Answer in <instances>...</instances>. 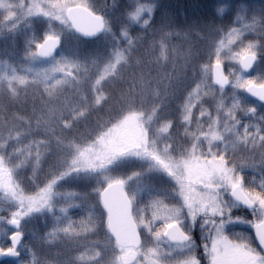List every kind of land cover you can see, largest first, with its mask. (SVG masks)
I'll return each instance as SVG.
<instances>
[{"label":"rangeland","instance_id":"obj_1","mask_svg":"<svg viewBox=\"0 0 264 264\" xmlns=\"http://www.w3.org/2000/svg\"><path fill=\"white\" fill-rule=\"evenodd\" d=\"M33 2L0 0V156L13 168V179L24 195H34L52 179H60L53 187L52 211L45 208L24 219L23 243L27 247L21 248V257L6 264H21V260L26 264H116L120 248L107 230L102 191L125 181L137 222L150 215L147 205L152 199L178 202L174 181L163 172L149 171L150 161L133 153L144 147L162 150L166 143L178 153L188 144L177 107L184 96L176 78L183 54L196 56L206 44L210 27L237 26L238 16L251 20L264 15V1L84 0L90 11L105 19L104 34L90 44L76 37L68 24L30 15ZM142 4L154 8L147 28L129 18ZM10 15L12 23L8 22ZM169 32L172 35L165 36ZM52 33L61 40L55 56L30 59L35 44ZM162 36L168 45L167 59L161 55ZM174 47L181 57L173 53ZM59 60L71 61L73 66L63 73H52ZM247 75L264 79V55ZM13 76L27 79L24 86L13 83L15 94L8 87ZM225 91L229 97L235 91L242 104L255 106L258 115H264V105L246 92L231 87ZM218 100V94L204 96L197 109L203 105L214 112ZM197 109H193L196 118ZM170 120L174 123L169 132H162ZM194 130L195 126L189 129ZM17 148L23 151L14 155ZM236 152L255 163V170H245L244 176L246 184L258 186L264 181L262 149L237 145ZM0 201L9 204L8 211L15 209V202L4 191H0ZM62 208H67V213ZM4 211L1 206L0 213ZM233 215L240 220L226 225V233L238 243L243 236L254 240L253 228L243 222L254 218L252 211L238 206ZM8 230L0 222V242L6 240ZM140 234L143 247H152V236L143 228ZM191 235L189 252L201 264H208L204 252L208 241L199 223ZM160 247L171 253L161 256L162 264H172L184 256L175 246L162 242Z\"/></svg>","mask_w":264,"mask_h":264},{"label":"snow or ice","instance_id":"obj_2","mask_svg":"<svg viewBox=\"0 0 264 264\" xmlns=\"http://www.w3.org/2000/svg\"><path fill=\"white\" fill-rule=\"evenodd\" d=\"M153 12L152 6L142 4L131 12L129 18L147 28ZM29 14L68 24L85 37L95 36L104 27L102 18L92 15L84 0H34ZM13 20L14 17L10 15L8 22L12 23ZM237 22V26L210 27L202 50L199 49L196 56L183 54L181 70L176 78L184 96L178 101L177 107L188 144L182 145L178 153H174L167 143L162 150L144 147L142 151L133 153L150 161L149 171L163 172L174 181L176 187L173 191L179 200L166 203L163 199H152L147 205L150 215L141 216L138 222L130 213L131 204L128 201L114 215L109 214V231L117 236V246L120 248L116 264H162L161 256L171 255L161 249L162 242L184 253L183 258L176 259L172 264H201L196 255L189 252L192 248L191 232L198 223L204 229L208 241L204 245V252L209 264H264V181L256 187L246 184L245 170H255V163L251 158L245 159L236 152L237 145L259 146L264 163V115H258L257 107L242 104L235 91L231 97L225 91L231 87L246 92L264 104V79L247 75L259 57L264 55V15L253 16L251 20L238 16ZM89 23H95L96 27L90 29ZM248 33H254L255 36L249 37ZM123 35L128 37L129 33ZM171 35L170 32L165 33V36ZM246 40L249 42L245 43ZM128 43L133 45L131 39ZM159 43L161 55L167 59L168 45L163 36ZM59 45V36L48 34L35 44L29 58L52 57ZM172 51L181 57L175 47ZM119 59L120 56H117ZM225 62H228L227 74ZM71 66V61L59 60L51 72L63 73ZM44 79L50 77L44 76ZM14 82L24 86L27 79L11 77L8 87L15 94ZM210 94L219 95L215 111H209L203 105L197 109V103ZM193 109H197L198 118ZM173 123L171 120L165 122L161 131L168 133ZM193 126L195 130L189 131ZM204 145H207L206 152L203 151ZM21 151L23 149L17 148L13 154ZM13 176V168L8 166L4 156H0V191L6 192L15 202L14 210L0 216V222L9 226L5 233L6 240L0 242V257L19 258L21 248L27 247L23 243L22 222L45 208L52 211L53 187L60 178L52 179L34 195H24ZM116 183L123 186L125 181ZM226 195L231 199H226ZM241 205L251 209L254 217L243 221L254 230L255 239L249 237L252 244L238 243L225 231L226 225L240 220L239 216L234 217L233 209ZM61 211L67 213L68 209L62 208ZM140 228L152 236V247H143ZM21 264L26 262L21 260Z\"/></svg>","mask_w":264,"mask_h":264},{"label":"water","instance_id":"obj_3","mask_svg":"<svg viewBox=\"0 0 264 264\" xmlns=\"http://www.w3.org/2000/svg\"><path fill=\"white\" fill-rule=\"evenodd\" d=\"M89 12L94 15V16H99L100 18H102L103 22H104V27L103 29H101V31H99L98 34H96L95 36L93 37H85L83 36L81 33L77 32L74 28H72L71 26V29L73 31V33L75 34V36H77L78 38H80L81 40H84V41H94V40H97L99 39L105 32V19L103 16L101 15H97L95 13H93L92 11L89 10ZM85 20L87 18H84ZM88 27L90 29H94L96 27V24L95 23H89L88 24ZM61 47V40H60V45L57 47V49L55 50L54 54L52 57H47V58H39V59H43V60H47V59H51L55 56V54L58 52V50L60 49ZM252 71V70H251ZM249 71V72H251ZM248 72V73H249ZM247 94V93H246ZM249 97H251L252 99L256 100L257 102L261 103L260 101H258L255 97H252L250 96L249 94H247ZM264 105V104H263ZM100 200H101V204L107 214V221H108V232H109V235L111 236V238L115 241V243L117 244V236L114 235L111 231H109V214L112 213L113 215L115 214L116 210L120 207H122L125 203V201H128L130 202L131 204V207H130V213L131 215L133 216V210H132V203H131V200L129 198V196L127 195L126 193V190H125V185L123 186H120L118 185L117 183H112L110 185H108L101 193V197H100ZM242 206V205H241ZM244 207V206H242ZM246 208V207H244ZM247 209V208H246ZM250 210V209H249ZM7 228H9L8 225H6ZM254 231V230H253ZM122 234H123V230H122ZM142 239V238H141ZM255 239V237H254ZM130 246V245H129ZM11 259H17V257H0V264L4 261H7V260H11Z\"/></svg>","mask_w":264,"mask_h":264},{"label":"trees","instance_id":"obj_4","mask_svg":"<svg viewBox=\"0 0 264 264\" xmlns=\"http://www.w3.org/2000/svg\"><path fill=\"white\" fill-rule=\"evenodd\" d=\"M192 1V0H191ZM198 1V0H197ZM199 1H201V2H203V1H207V0H199ZM209 1H211V0H209ZM195 17V16H194ZM202 19H204V17L203 16H200ZM200 22H201V20H200ZM83 42H86V41H83ZM93 42H95V41H90V42H86V43H88V44H90V43H93ZM1 206H3L4 207V213H0L1 215L0 216H5V215H7L8 214V210H9V204L6 202V203H3L2 201H0V212H1ZM8 211V212H7ZM2 264H6V262H4V263H2Z\"/></svg>","mask_w":264,"mask_h":264},{"label":"clouds","instance_id":"obj_5","mask_svg":"<svg viewBox=\"0 0 264 264\" xmlns=\"http://www.w3.org/2000/svg\"><path fill=\"white\" fill-rule=\"evenodd\" d=\"M243 237L244 238H243V241L242 242L249 243V244H252L253 243V241L251 239H249L248 236H243ZM208 264H209V262H208Z\"/></svg>","mask_w":264,"mask_h":264},{"label":"flooded vegetation","instance_id":"obj_6","mask_svg":"<svg viewBox=\"0 0 264 264\" xmlns=\"http://www.w3.org/2000/svg\"><path fill=\"white\" fill-rule=\"evenodd\" d=\"M256 63H257V62H256ZM255 65H256V64H255ZM255 65H254V67H255ZM254 67H253V69H254ZM253 69H252V70H253ZM251 72H252V71H251Z\"/></svg>","mask_w":264,"mask_h":264},{"label":"bare ground","instance_id":"obj_7","mask_svg":"<svg viewBox=\"0 0 264 264\" xmlns=\"http://www.w3.org/2000/svg\"><path fill=\"white\" fill-rule=\"evenodd\" d=\"M107 224H108V221H107Z\"/></svg>","mask_w":264,"mask_h":264}]
</instances>
